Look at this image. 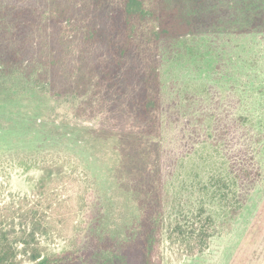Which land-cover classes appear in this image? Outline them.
Listing matches in <instances>:
<instances>
[{
    "label": "trees",
    "instance_id": "1",
    "mask_svg": "<svg viewBox=\"0 0 264 264\" xmlns=\"http://www.w3.org/2000/svg\"><path fill=\"white\" fill-rule=\"evenodd\" d=\"M6 1L14 20L38 14L52 30L45 39L51 57L47 66L74 55L82 62L78 82L86 74L98 77L96 85L115 96V105L128 96L145 134L155 133L149 125L155 122L161 128L174 125L175 143L163 148L160 140L154 170L136 175L154 193L153 202L146 199L138 264H164L165 239L180 258L202 254L214 237L231 232L263 177L264 113L232 112L231 98L239 106L245 95H221L204 82L190 81L184 91L166 94L163 65L171 55L205 59L204 41L197 38L192 20L197 16L175 0H123L119 6L110 0ZM227 1L250 7L249 12L253 4L264 7V0ZM249 18L261 23L264 9ZM74 39L80 42L75 51L70 46ZM18 161L43 175L30 194L0 191V264H71L80 251L84 220L79 218L89 207V176L67 156ZM57 240L64 241L63 248L51 249Z\"/></svg>",
    "mask_w": 264,
    "mask_h": 264
},
{
    "label": "rangeland",
    "instance_id": "2",
    "mask_svg": "<svg viewBox=\"0 0 264 264\" xmlns=\"http://www.w3.org/2000/svg\"><path fill=\"white\" fill-rule=\"evenodd\" d=\"M209 1L175 0L197 16L192 20L197 38L204 41L205 59L195 62L170 54L163 65L166 94L184 91L190 81L204 82L221 95H245L239 106L231 98L232 112L263 114L264 19L252 24L249 13L264 7L253 4L249 12L250 7L236 2ZM110 2L119 6L123 0ZM201 9H205L203 17L198 14ZM12 16L7 1L0 0V191L21 196L32 192L43 172L17 165L22 158H71L89 176L91 186L87 187L89 207L79 218L84 220L77 244L80 251L71 264H138L146 199L153 202L154 193L141 186L136 175L154 170L161 142L163 148L175 143L174 125L161 128L155 122L149 124L155 133L145 134L129 109L128 96L115 105V96L96 85L98 77L86 74L78 82L82 62L74 55L47 66L51 57L45 39L52 30L38 14L17 20ZM78 43L71 41L74 51ZM259 158L263 177L232 231L214 237L202 254L180 258L165 239L164 264H264V150ZM63 246L64 241L57 240L50 248Z\"/></svg>",
    "mask_w": 264,
    "mask_h": 264
}]
</instances>
